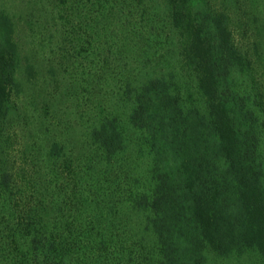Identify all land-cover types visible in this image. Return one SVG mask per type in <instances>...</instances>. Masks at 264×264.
I'll use <instances>...</instances> for the list:
<instances>
[{
  "label": "trees",
  "instance_id": "obj_1",
  "mask_svg": "<svg viewBox=\"0 0 264 264\" xmlns=\"http://www.w3.org/2000/svg\"><path fill=\"white\" fill-rule=\"evenodd\" d=\"M153 1L80 0L79 11L86 15L84 9L92 4L94 19L117 13L124 25L137 9L141 18L155 23L150 19ZM163 5L179 66L155 69L149 59L136 75L135 67L124 70L125 108L94 118L91 134L100 159L88 160L86 169L61 157L63 144L50 148L54 187L60 185L59 176L69 184L89 175L96 163L93 182L84 189L79 185V193L74 183L66 196L40 198L22 189L34 181L31 169L14 162L6 167L1 158L0 264H132L124 257L135 262L143 253L140 245L127 244L134 237L142 242L143 234L152 264H206L209 252L220 257L255 253L264 264L263 72L251 75L252 85L233 76L235 71L253 73L256 65L224 0H163ZM21 55L16 24L0 9V137L18 95L20 67L35 70ZM182 71L190 83L179 81ZM132 130L140 134L137 149L153 158L144 185L117 173ZM170 160L172 166H164ZM103 166L112 168L110 177L105 178ZM78 168H84L82 161ZM121 196L127 197V207L145 213L144 232L140 221L121 225L117 211L95 205L102 201L108 207Z\"/></svg>",
  "mask_w": 264,
  "mask_h": 264
},
{
  "label": "rangeland",
  "instance_id": "obj_2",
  "mask_svg": "<svg viewBox=\"0 0 264 264\" xmlns=\"http://www.w3.org/2000/svg\"><path fill=\"white\" fill-rule=\"evenodd\" d=\"M60 1L0 0V9L16 24L22 62L30 61L35 68L28 73L25 67H20L18 95L12 101L4 125L5 134L0 137V160H5L6 167L14 162L26 166L29 172L31 169L34 181H26L22 189L25 193L30 190L29 193L34 195L42 194L39 197L47 199L71 193L74 183L79 193V185L84 189L87 181L93 182L96 163L89 168V175L85 174L84 178L77 176L78 182L74 180L64 185V179L59 176L60 185L54 187L51 178L54 177L55 160L50 148L55 143L63 144L65 150L61 157L67 155L75 160L76 169H86L88 160L96 162L100 159V154L93 147L91 127L101 112L117 108L124 110V70L129 66L135 67L132 73L136 75L138 67L146 66L149 59L155 69L171 70L179 66L171 53L176 50L175 37L168 26L163 0H154L156 5L150 11L152 18L147 15L155 23L145 20L146 15L141 18L140 10L136 9L134 16L124 25L117 13L114 17L100 15L96 20L92 15L96 7L92 4L84 9L89 11L85 15L80 14V0H68L58 6ZM224 3L232 13V26L238 31L240 42L251 49L256 65L253 73L243 75L235 71L233 76L244 85H252L253 75L260 77L262 71L264 76V0H224ZM138 21L141 22L140 27L142 25L140 30ZM99 66L102 70L97 71ZM179 81L190 83L185 71L180 73ZM260 116L264 120V113L262 116L260 112ZM9 133H15V137L8 139ZM128 135L130 140L122 156L125 162L119 167L116 165L117 173L125 175L124 179H130L132 184L144 185L154 167L151 164L153 158L144 148L137 149L139 133L132 130ZM80 160L84 168H78ZM172 160L165 161L164 166H172ZM111 169L103 166L105 178L110 177ZM81 191L88 196L86 191ZM92 191L91 187L90 193ZM115 199L117 202L108 207L102 201L95 205L105 211H117L120 218L116 216V222L121 225L129 226L135 220L140 221L139 231L144 232L145 213L127 207L125 196ZM88 205L95 207L94 203ZM111 218L107 217L108 225H112ZM135 238L138 240L134 244L131 240ZM145 238L143 234L142 242L137 237L129 240L127 245H140L143 255L136 256L135 262L126 256L125 261L152 264L147 252L150 242ZM260 261L255 253L220 257L209 252L206 264H263ZM121 264H124L123 260Z\"/></svg>",
  "mask_w": 264,
  "mask_h": 264
}]
</instances>
